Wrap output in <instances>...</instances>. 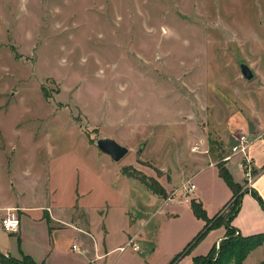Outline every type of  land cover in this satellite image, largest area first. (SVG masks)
Here are the masks:
<instances>
[{
    "label": "rangeland",
    "instance_id": "1",
    "mask_svg": "<svg viewBox=\"0 0 264 264\" xmlns=\"http://www.w3.org/2000/svg\"><path fill=\"white\" fill-rule=\"evenodd\" d=\"M243 61L252 79L243 76ZM245 131L264 136V0H0V206L21 190L27 202L55 198L65 211L78 197L93 221L102 209L111 238L130 209L134 228L154 231L163 263L190 264L225 228L198 240L205 222L192 198L209 217L228 212V185L208 162ZM109 136L129 148L119 161L96 144ZM201 163L207 167L193 176L197 188L184 203L176 178L186 181ZM135 173L154 188L159 182L164 194ZM121 176L145 184L131 188L125 211ZM153 194L169 203L140 225L155 209L144 208ZM29 224L23 214L21 236L0 227V243L15 258L31 251L48 264H78L76 252L62 260L49 248V227ZM60 235L67 250L71 232ZM11 254L0 250V263ZM261 261L258 250L245 264Z\"/></svg>",
    "mask_w": 264,
    "mask_h": 264
},
{
    "label": "crops",
    "instance_id": "2",
    "mask_svg": "<svg viewBox=\"0 0 264 264\" xmlns=\"http://www.w3.org/2000/svg\"><path fill=\"white\" fill-rule=\"evenodd\" d=\"M248 156L252 160L253 173L255 175L251 185L248 186V189L253 188L254 190H256L264 200V136L253 139L248 150ZM242 158H243L242 154H235L231 156V158L228 161H224V162H225V166L227 167L231 175H233L234 180L240 183L241 185H243V189H244L246 188L247 182H245L246 175H244V170L241 166ZM195 159L200 160L199 156L195 157ZM217 162H218L217 160L216 161L209 160L208 165L216 166ZM206 167H207L206 163L197 164L195 168L190 170L188 176L184 174L187 177L186 181H183L182 178L180 177L179 179L176 178L177 180L175 182L177 183V185H184L189 179H191L192 181L193 176L201 172V170L206 169ZM176 173H177L176 175L178 176L179 172ZM216 174L218 178L221 177L218 173V168ZM113 175H114V179L118 180V178H116L115 176V173H113ZM239 175L242 176L243 182L239 179L238 177ZM119 180H123V182L116 183V187H117L116 189L118 190V192L119 193L125 192L124 194L126 193L129 194L128 195L129 197L125 198L126 201L124 204L126 205V207L123 208V211H125L127 205L134 201V194L131 188L134 189L135 188L134 186L138 185L139 182L136 181L137 179L134 178L129 179L127 176H125L124 179L122 177ZM139 185L144 186L145 184L143 185V183H141ZM78 187L79 184H77L75 190H77ZM89 189L91 188L90 187L84 188L83 192L84 191L89 192L90 191ZM147 191L149 192L148 188ZM224 191H225V196L224 199L222 200L223 205L232 197L233 194V191H231L229 187L227 188L225 187ZM23 194L24 192L21 190V193H19V195L16 196L17 197L16 200L4 203V205L0 206V221L1 218L5 215L7 208H14L15 212L18 213L20 218V226H19L20 230L18 233L16 232L19 236H21V234L26 230V228L22 225L23 214H26L29 217L30 220L29 225L32 226L35 223H39L41 227L42 226H44L45 228L49 227L50 236L53 237L51 239V242H49V248L53 249L56 255L60 257L62 260L69 257V254L71 252H76L79 256H81V259L78 258V264H84V259L87 261L88 264H165L161 261L160 256L158 255V252L160 251L161 247L159 244V240L155 238L154 231H152V229L150 230L144 229V226L142 225V224L144 225L148 224L149 220L152 217H154L157 213H161L165 211L164 208L169 202H167L168 200L165 201L164 199L163 201L160 202L159 201L160 197L158 196V194H156L157 195L156 198L154 194L153 196H148V199L145 200L144 202V208L145 207H147V209H149V207L155 208L153 213L148 217V219H146L141 224L139 222L141 218H138L139 219L138 222L137 221L133 222L134 224H140L142 226L139 227L136 226L134 228L133 224L131 223V217L133 219V216L131 215L128 216V213H131L132 211L127 208L128 210L124 212L125 213V218L123 222L124 226L122 227L119 235H116L112 238L109 233V227L106 224V217L105 215H102V211H101L102 209L100 210L96 209L97 216L94 217V221H93V218H91L90 216L89 218L87 217V212H88L87 209L90 208L91 206L81 204V206L79 207L78 203H76V200L79 199L78 197L75 199L74 202H72V204L65 211L64 206H61L55 198H53L51 202L50 199H48L47 202V199L45 198L44 200H42V202H36L35 204H33L27 202V200H23L22 197ZM193 198L200 201L198 195L193 196ZM35 210H37L39 213H35V215H33V212H35ZM76 214H78L77 217L75 216ZM203 221L204 220H201V222ZM231 221H232L231 224L234 225L237 228L238 232L242 235L264 232V209L258 203L257 199L252 195L250 190H247L243 193L239 211ZM66 229L70 230L72 236L70 240L71 241L70 243L72 244L70 248L69 247L67 248V250L63 249L62 242L59 240L60 239L59 236H61L60 234L62 233V231H65ZM223 231L224 234L226 228H224ZM222 236L218 235V239H215L213 244L217 240L221 239ZM131 237H135V239L139 244V249L135 250L129 245L131 247L130 251H127L126 252L127 255H124V252L126 251V247L128 245L125 247V249H120V247L123 246L124 244H127L129 238ZM73 244L77 245V249H73L72 247ZM212 246H210L209 249ZM0 250L5 253L7 252L11 254L8 245L6 247L5 246L3 247V245H1L0 243ZM258 250L264 252V243L252 249L249 255L246 257V259L243 261V264H245L252 256V254ZM116 251L118 252V254H115L116 255L115 256L114 252ZM163 251L164 253L162 254L163 255L166 254V259L172 258L173 253L171 251H169L168 249ZM207 251L195 255L193 254L192 257L194 258V256L196 255H203L207 253ZM22 254L30 255L31 257L34 258L36 262L37 261L43 262L44 264L49 263L46 258L41 259L42 256L40 258L41 260H38L39 258L37 256L35 257V255L31 251L22 252L21 255ZM12 256L19 257L15 255ZM192 261L194 262V259L190 260L189 263L191 264Z\"/></svg>",
    "mask_w": 264,
    "mask_h": 264
},
{
    "label": "trees",
    "instance_id": "3",
    "mask_svg": "<svg viewBox=\"0 0 264 264\" xmlns=\"http://www.w3.org/2000/svg\"><path fill=\"white\" fill-rule=\"evenodd\" d=\"M217 166L219 175L224 178L228 187L231 189V191H233L232 197L223 205V208L228 205V212L225 214H223V212L221 214V208L214 216L209 217L201 201L196 200L195 198H192L191 206L194 209L195 215L198 218L203 219L205 222L203 232L197 236L198 240L201 239V236H203L206 231L218 227V225L221 224L225 225L226 231L222 238L219 239L218 242H215L213 246L207 251V253L194 256V264H243V261L249 255L251 250L264 243V232L242 235L238 232L237 228L231 224V220L239 211L242 195L245 191L250 190L252 195L257 199L258 203L263 209L264 200L253 188L248 189V187H246L243 189V185L234 180L233 175H231L225 166L224 161L218 160ZM136 172L138 171L136 170ZM138 174L135 173L133 176L145 181L146 185L152 188L154 192L164 194V188L159 184V182L157 183L156 181V187L154 188L152 187V184H154L153 182L151 184L150 182L141 178V176L139 177ZM245 182L247 181L245 180ZM183 253L186 254L187 250H185ZM179 256H181V253L177 255V257ZM177 257H175V259ZM20 258L21 259L15 257H10L9 259L6 258V262L9 264H44L43 262H36L34 258L28 254H22ZM257 264H264V261H261Z\"/></svg>",
    "mask_w": 264,
    "mask_h": 264
},
{
    "label": "built area",
    "instance_id": "4",
    "mask_svg": "<svg viewBox=\"0 0 264 264\" xmlns=\"http://www.w3.org/2000/svg\"><path fill=\"white\" fill-rule=\"evenodd\" d=\"M253 141V137L251 136L249 131H245V133L241 134L240 136H237L232 142L230 146V150L228 153L224 154L219 159L222 161H228L231 156L235 154H242V168L244 170V175H246V187L250 186L255 175L253 173V165L252 160L248 156V150L250 147V144ZM199 146H194L193 150L196 151ZM218 161V160H217ZM196 189V185L194 182L189 179L186 184L181 185L177 190H180L182 192V198L180 199L182 202L187 203L189 202V196H193V193ZM169 200H175V197L171 195L169 197ZM1 227L10 232V233H16L20 230V218L17 212H15L14 208H7L5 215L1 218L0 221ZM130 245L133 249L137 250L139 249V244L135 237L129 238V241L127 243ZM73 249H77V245H72ZM126 246H121L120 249H125Z\"/></svg>",
    "mask_w": 264,
    "mask_h": 264
},
{
    "label": "water",
    "instance_id": "5",
    "mask_svg": "<svg viewBox=\"0 0 264 264\" xmlns=\"http://www.w3.org/2000/svg\"><path fill=\"white\" fill-rule=\"evenodd\" d=\"M242 74L247 79L254 77V71L249 67L247 62L243 61L239 65ZM96 144L99 149L111 156L115 161L121 160L129 151L126 145H122L113 137H99L96 140Z\"/></svg>",
    "mask_w": 264,
    "mask_h": 264
}]
</instances>
